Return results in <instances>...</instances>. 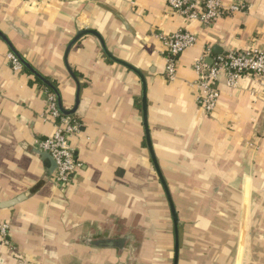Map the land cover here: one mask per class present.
Returning <instances> with one entry per match:
<instances>
[{"label":"crops","instance_id":"obj_1","mask_svg":"<svg viewBox=\"0 0 264 264\" xmlns=\"http://www.w3.org/2000/svg\"><path fill=\"white\" fill-rule=\"evenodd\" d=\"M242 1L245 10L205 27L165 0H0V31L55 83L66 109L77 86L64 52L81 29L97 31L115 57L144 74L151 144L178 217L177 264H264V85L249 77L233 89L220 84L210 115L194 87L198 58L264 50V0ZM177 30L196 43L169 80L154 33ZM8 52L0 39V202L45 176L30 148L54 129L41 117L44 87L27 70L13 71ZM67 62L79 83L81 132L70 144L80 166L69 184L47 181L0 209L12 242L0 239V264H173L171 211L145 140L139 78L106 57L92 35L72 46ZM85 237L124 244L96 248Z\"/></svg>","mask_w":264,"mask_h":264},{"label":"built area","instance_id":"obj_2","mask_svg":"<svg viewBox=\"0 0 264 264\" xmlns=\"http://www.w3.org/2000/svg\"><path fill=\"white\" fill-rule=\"evenodd\" d=\"M165 3L171 12L184 19L196 20L205 27L222 16L246 9L242 0H232L229 5H224L223 0H165ZM154 36L163 43L166 61L164 75L172 80L177 74L180 56L196 43V38L186 30L168 34L154 33ZM7 59L13 71L23 70L21 63L11 52L7 53ZM193 68L196 75L194 87L197 103L205 114L210 115L215 111L220 97V84L233 89L240 78L249 77L264 85V50L228 49L211 56L210 63L206 62L204 57L198 58ZM44 90L45 107L41 117L52 122L54 129L49 136L37 140L36 144L37 148L48 153L55 163L53 183L67 185L72 182L80 166L70 138L80 134L81 123L74 115H62L57 109L54 94L47 87ZM0 239L3 244L12 245L9 239V225L6 222H0Z\"/></svg>","mask_w":264,"mask_h":264},{"label":"water","instance_id":"obj_3","mask_svg":"<svg viewBox=\"0 0 264 264\" xmlns=\"http://www.w3.org/2000/svg\"><path fill=\"white\" fill-rule=\"evenodd\" d=\"M84 35H92L94 36L100 46L101 49L104 53V55L106 57H108L110 60L126 67L128 70L132 71L135 75H137V77L139 78L140 82H141V86H142V93H141V111H142V119H143V126H144V134H145V140H146V144H147V148L149 150L150 153V157L153 163V167L155 170V173L158 177V180L163 188V191L166 195V198L168 200V204H169V208L171 211V219H172V223H173V229H174V240H175V249H174V258H173V264H177V251H178V217H177V213L176 210L174 208L167 184L164 180V177L161 173V170L159 168V165L157 163V159L155 157L154 151H153V147L151 144V139H150V134H149V128H148V124H147V100H146V80L144 77V74L137 69L136 67H134L133 65H131L130 63L125 62L124 60H121L117 57H115L106 47L105 42L102 38V36L95 30L93 29H81L79 31H77V33L75 34V36L73 37V39H71V41L67 44L65 52H64V65L66 68V71L68 72V74L70 75V77L74 80V82L76 83L77 86V91H76V95H75V101H74V105L72 108L70 109H66L63 106L62 103V98L60 95L59 90L57 89L56 85L50 81L47 77L43 76L41 73H39L36 69H34L32 67V65L26 61L20 54L19 52L13 47V45L11 44V42L9 41V39L0 31V39L7 45L9 51L18 59V61L21 63L23 69L27 70L31 75H33L41 84H43L45 87H47L55 96V100H56V106L57 109L59 110V112L64 115V116H72L75 114L76 109L78 107L79 104V83L78 80L76 79V76L74 75L72 69L70 68L68 62H67V56L68 53L70 51V49L72 48V46ZM207 62H211L207 61ZM41 140V139H40ZM30 151L32 153H34L42 162L43 167L46 170V174L45 176L39 180L36 184H34L33 187H31L29 189L28 192L23 193L21 195H18L17 197L7 200V201H1L0 202V209H4V208H9L12 207L16 204H18L20 201L24 200L26 197H28L29 195L34 194L35 192H37L42 185L47 182V181H53V174L55 171V163L53 161V159L51 158V156L43 151H40L39 149H36L34 147L30 148ZM85 244L90 245L92 247H96V248H116V249H122L123 248V244H124V238L122 237H101L99 239H90L85 237V239L82 240Z\"/></svg>","mask_w":264,"mask_h":264},{"label":"trees","instance_id":"obj_4","mask_svg":"<svg viewBox=\"0 0 264 264\" xmlns=\"http://www.w3.org/2000/svg\"><path fill=\"white\" fill-rule=\"evenodd\" d=\"M53 83H54V82H53ZM54 84H55V83H54ZM40 85H41L42 87H44V88H45V86H44L43 84H41V83H40Z\"/></svg>","mask_w":264,"mask_h":264}]
</instances>
